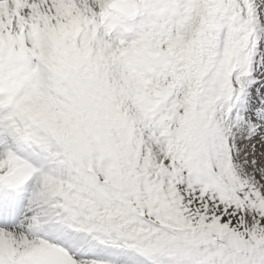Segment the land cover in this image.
<instances>
[{
  "label": "snow or ice",
  "instance_id": "snow-or-ice-1",
  "mask_svg": "<svg viewBox=\"0 0 264 264\" xmlns=\"http://www.w3.org/2000/svg\"><path fill=\"white\" fill-rule=\"evenodd\" d=\"M0 264H264V0H0Z\"/></svg>",
  "mask_w": 264,
  "mask_h": 264
}]
</instances>
